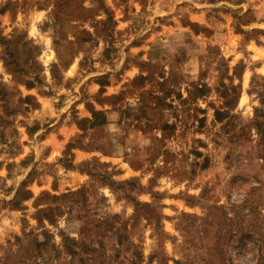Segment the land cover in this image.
<instances>
[{
	"label": "rangeland",
	"instance_id": "1",
	"mask_svg": "<svg viewBox=\"0 0 264 264\" xmlns=\"http://www.w3.org/2000/svg\"><path fill=\"white\" fill-rule=\"evenodd\" d=\"M0 9V264H264V0Z\"/></svg>",
	"mask_w": 264,
	"mask_h": 264
},
{
	"label": "trees",
	"instance_id": "2",
	"mask_svg": "<svg viewBox=\"0 0 264 264\" xmlns=\"http://www.w3.org/2000/svg\"><path fill=\"white\" fill-rule=\"evenodd\" d=\"M0 11H1V9H0Z\"/></svg>",
	"mask_w": 264,
	"mask_h": 264
}]
</instances>
